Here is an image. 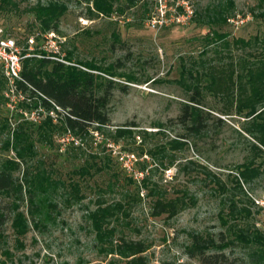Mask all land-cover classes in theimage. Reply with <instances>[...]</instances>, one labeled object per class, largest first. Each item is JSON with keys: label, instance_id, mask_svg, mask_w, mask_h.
<instances>
[{"label": "rangeland", "instance_id": "rangeland-1", "mask_svg": "<svg viewBox=\"0 0 264 264\" xmlns=\"http://www.w3.org/2000/svg\"><path fill=\"white\" fill-rule=\"evenodd\" d=\"M159 1L138 0L108 17L97 14L90 0L1 2L0 37L13 42L19 68L22 52L25 56L44 54L126 88L124 92L118 87L113 89L107 107L108 125L92 131L84 140L72 139L65 132L54 135L49 146L34 142L36 156L30 164L45 169L52 179L65 185L66 191L59 188L50 195L54 203L51 219L43 220L37 227L29 223L27 233L18 238L21 247L15 243L10 222L0 226V264H124L99 253L95 244L86 212L93 210L97 201L121 202L126 207L127 216H119L110 224L114 230L112 243H140L145 248L141 254L144 264H199L185 253L190 235L210 239L218 247L210 252H221L226 264H264L259 252L264 250V156L255 158L259 174L248 183H241L236 168L253 157L251 140L242 131L243 119L233 109L227 115L216 111L220 104L204 92V106L213 109L206 130L190 134L176 121L179 107L191 90L190 81L181 70H187L192 62L227 61L224 51L222 57H215L212 50L216 46L207 45L205 36L210 37L212 30H217L226 35V41L247 40L255 35L260 38L264 35V17L259 15L264 12V0H230L233 8L227 23L213 28L196 21L195 14L226 0H164L169 19L181 14L180 4L192 13L182 23L169 21L154 30L146 22L156 12ZM48 5L61 6L64 13L55 30L42 32L29 11ZM203 49L205 55L201 54ZM253 50L230 47L233 57ZM67 53L69 59L65 58ZM84 63L111 74L90 71ZM15 81L8 80L0 63L1 162L14 160L13 153L2 145L7 137V131L1 129L2 120L8 119L12 128L19 116L32 122L44 116L40 109L26 111L18 107L28 100L26 94L15 92ZM115 129L129 133L115 140ZM173 142L185 145L174 147ZM76 145L78 150L72 148ZM94 154L98 157L96 167L105 160L103 156L110 159L109 170L94 173L92 165L90 175L75 174L86 161H92L88 156ZM20 172L13 171L14 178L20 180ZM209 174L219 180L223 189ZM144 177L168 197L185 192V199L192 198V203L186 201L185 208L171 218L152 216L154 197L139 187ZM232 177L239 180L243 192L235 189ZM69 182L78 185L81 200L70 198ZM13 199L14 196L0 197V206L6 209L7 202ZM231 201L249 214L241 211L231 217ZM17 203L18 210L25 213V203Z\"/></svg>", "mask_w": 264, "mask_h": 264}, {"label": "trees", "instance_id": "trees-1", "mask_svg": "<svg viewBox=\"0 0 264 264\" xmlns=\"http://www.w3.org/2000/svg\"><path fill=\"white\" fill-rule=\"evenodd\" d=\"M90 1L97 14L108 17L112 13H121L123 8L135 5L138 0ZM1 2L4 0H0V6L3 5ZM4 4L6 5V2ZM232 8L233 2L230 0L216 2L195 14L196 21L211 28L221 26L227 23ZM63 13L62 7L57 5L37 7L29 11L42 32L55 30ZM259 15L264 17V12ZM225 37L226 35L219 31L212 30L211 36L204 38L207 45L216 46L212 50L215 57L216 54L226 52L225 63L215 64L213 59H208L198 63L192 62L187 70H181L182 74L187 75L191 90L187 100L179 107L176 121L190 134L206 130L210 111L213 109L204 106V92L220 104L216 111L225 114L233 109L243 119L242 131L251 140L249 148L253 157L236 168L241 183H248L259 174L258 167L254 164L255 158L264 156V35L260 38L255 35L247 40L238 38L230 41H226ZM230 47L236 50L240 48L254 50L252 53L245 52L243 55L233 57ZM205 53L206 50L203 49L201 54L205 55ZM222 56L221 54L220 57ZM69 57L70 54L67 53L65 58L69 59ZM197 65L198 69L193 68ZM84 67L90 71L111 74L92 63H84ZM126 79L132 80L131 77ZM14 84L15 92L26 94V101L28 100L27 103L18 104V107H23L26 111L40 109L44 114L41 120L35 122L19 116V120L15 121L12 128H9L8 119H3L1 125V129L7 131V137L2 145L5 150L13 153L14 160L0 161V197L14 196V199L7 202L6 209L5 206H0V226L9 221L15 243L21 247L18 238L27 233L29 223L37 227L43 220L51 219L50 210L54 207V203L51 202L50 195L56 193L59 188L65 190V185L59 180L52 179L45 169L33 168L30 164L36 156L34 142L49 146L54 135L65 132H68L72 139L84 140L92 131L101 130L109 122L107 107L113 89L118 87L124 92L126 87L91 72L65 66L45 57L44 54H40L39 57L25 56L24 52L20 59L19 80ZM52 114L54 118L51 117ZM128 133L124 129H115L112 137L117 140ZM173 143L174 147L185 145L184 142ZM72 148L78 150L79 145ZM88 157L92 161H86V164L74 172L75 174L90 175L92 165L95 166L94 173H106L109 170L108 157L103 156L105 160L97 167L98 157L95 154ZM19 170L20 180L14 178L12 174L13 171ZM110 175L117 178L114 174ZM209 175L217 187L223 189L224 186L219 180L214 175ZM232 178L235 189L240 193L243 192L239 180ZM129 181L132 182V179L129 178ZM140 183L139 187L146 190V195L154 197L151 208V215L154 217L165 215L166 218H171L185 208L186 201L192 203V198L185 199L187 197L185 192L180 196L168 197L157 191L155 186H150L147 177H144ZM67 186L70 198L75 201L82 199L76 183L69 182ZM18 201L25 203V213L18 210ZM228 207L231 217H237L235 215L241 211L246 215L249 214L246 209H237L232 201ZM125 208L121 202L105 204L103 201H97L94 209L86 212V219L95 244L99 247V253L115 257L124 264H144L141 254L145 248L140 243L130 241H122L118 245L112 243L114 230L110 224L117 221L119 216H127ZM216 248L218 247L214 246L210 239L200 235H190V243L186 246L185 253L188 257L196 259L199 264H226L221 252H210ZM259 252L264 257V250L260 249Z\"/></svg>", "mask_w": 264, "mask_h": 264}, {"label": "built area", "instance_id": "built-area-1", "mask_svg": "<svg viewBox=\"0 0 264 264\" xmlns=\"http://www.w3.org/2000/svg\"><path fill=\"white\" fill-rule=\"evenodd\" d=\"M165 1L158 2V8L156 12L147 18L146 25L150 29L157 30L161 26L167 25V22L182 23L186 19H190L191 11L187 7H183L180 4L182 11L180 15H175L172 19H169L167 14L168 10L165 8ZM172 11L175 14V9ZM1 34V30H0ZM0 63L4 66V75L10 80L11 83L15 80H19V57L15 54V48H13V42L0 37Z\"/></svg>", "mask_w": 264, "mask_h": 264}]
</instances>
